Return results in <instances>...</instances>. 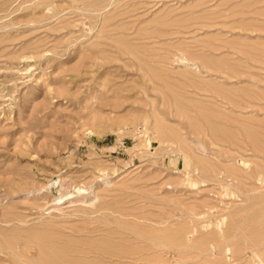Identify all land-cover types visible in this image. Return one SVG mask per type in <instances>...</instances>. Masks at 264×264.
Here are the masks:
<instances>
[{"label":"rangeland","instance_id":"rangeland-1","mask_svg":"<svg viewBox=\"0 0 264 264\" xmlns=\"http://www.w3.org/2000/svg\"><path fill=\"white\" fill-rule=\"evenodd\" d=\"M0 264H264V0H0Z\"/></svg>","mask_w":264,"mask_h":264},{"label":"bare ground","instance_id":"bare-ground-1","mask_svg":"<svg viewBox=\"0 0 264 264\" xmlns=\"http://www.w3.org/2000/svg\"><path fill=\"white\" fill-rule=\"evenodd\" d=\"M58 204V203H57Z\"/></svg>","mask_w":264,"mask_h":264}]
</instances>
